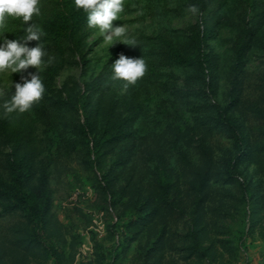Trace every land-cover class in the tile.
<instances>
[{"label":"rangeland","instance_id":"obj_1","mask_svg":"<svg viewBox=\"0 0 264 264\" xmlns=\"http://www.w3.org/2000/svg\"><path fill=\"white\" fill-rule=\"evenodd\" d=\"M124 3V12L113 24L125 25L138 44L116 41L108 47L98 28H90L89 64L74 57L72 66L56 74L50 93L94 104L98 95L89 96L88 83L106 66L111 69L121 53L143 56L152 65L128 88L137 91L138 107L107 102L126 91L123 81L116 80V89L91 114L96 140L108 122L130 114L135 115L127 124L132 135L96 170L85 151L75 148L82 133L67 122L64 112L56 110L50 117L36 103L29 112L9 114L6 136L0 133V175H12L14 158L28 170L25 186L39 193L45 211L35 232L26 211L7 212L8 200L0 198V264H264V0H213L209 11L217 24L205 45L206 67L178 64L157 45L156 36L167 35L183 55L191 56L192 31L202 29L200 21L207 12L194 15L181 0ZM40 5L41 15L33 17L39 22L51 14L49 0H40ZM21 24L10 21V28L22 30V36ZM242 35L248 39L246 56L234 70L235 44ZM46 67L41 70L43 80ZM152 67L154 75H149ZM28 72L38 69L29 66L22 74L0 78V92L4 83L21 81ZM219 107H226L239 125L243 150L219 119ZM6 117L0 114V120ZM56 119L63 126L66 155L61 157L57 141L47 145L44 140ZM29 129L32 134L25 139ZM132 144L135 149L124 160L113 161ZM162 157L170 161L168 172L171 169L175 178L172 206L159 194ZM231 160L240 177L229 175ZM239 180L247 182L249 194Z\"/></svg>","mask_w":264,"mask_h":264},{"label":"trees","instance_id":"obj_2","mask_svg":"<svg viewBox=\"0 0 264 264\" xmlns=\"http://www.w3.org/2000/svg\"><path fill=\"white\" fill-rule=\"evenodd\" d=\"M184 3L195 4L204 14L202 20L200 21V26L196 27L192 31V39L194 41L193 54L190 56H185L182 54L180 49H178L170 40L167 35L160 34L156 36L158 39L157 45L164 46L165 54L170 58L178 62V64H194L201 65L203 67L207 66L209 60V54L205 50V45L208 40V37L215 30L216 27V16L211 14V3L213 0H181ZM252 3L253 0H248ZM48 5V4H47ZM49 5H51V14H44L42 21H37L41 23L45 29L46 35L43 37L45 40L46 48L49 55L54 56L55 59L51 64H47L44 71V85L45 93L37 103V108L44 112H48L50 117L52 112L59 110L64 112L67 116V122L74 123V126L82 133V138L80 142L76 144L75 148H82L85 151V159L89 162L90 166L93 169L101 170L103 163L107 161L108 155L112 153L115 146L120 145L124 140L131 137L132 132L129 130L128 123L132 121L135 115L130 114L126 119L119 122L112 121L108 122L103 130L101 136L96 140L92 137V131L94 129V118L92 113L100 106V102L108 93H112L115 88L114 82L116 80L111 79L112 70L109 66H106L103 71L94 78L92 83L87 84V89L89 91V96L97 93V100L89 102V100H82L80 97H56L52 95L51 89L55 76L60 70L72 66L74 63L73 58L78 57L79 62L82 65L89 64L88 53L92 50V46L89 44V31L90 27L87 24L86 16L87 14L82 9H77L74 6V0H49ZM48 8H46L47 10ZM32 21H30L31 23ZM14 31L4 33L10 39H18L21 37L22 30L12 29ZM34 44L38 41H33ZM248 45V39L242 35L238 38L235 44V64L234 70L240 68L241 64L245 60L246 56V47ZM47 60V57H45ZM152 62V61H151ZM148 65H152V63ZM154 68L150 69L149 75H154ZM26 72V70L24 71ZM24 72H21L24 73ZM149 77V76H148ZM146 77V79L148 78ZM151 78V77H150ZM122 81L120 82V84ZM143 87L146 84H142ZM135 89H128L123 92L119 98L116 96L112 99H108L109 103H124L129 105L131 108L138 107V95ZM91 106L89 113L87 114V109ZM220 111L218 114L219 119L226 125H228L233 133V137L240 150L244 148L243 136L240 133L239 125L237 122H234L228 115L226 107H219ZM12 115H8L6 118L0 120V133L3 136H6V130L10 125ZM65 119V118H64ZM66 120V119H65ZM67 125V124H66ZM63 126L61 125V120L56 119L50 124L48 133L49 137L44 135V140L48 144H55L57 141L58 156H65L66 150H63L65 143L61 140ZM32 134V130L29 129L25 132V139L27 136ZM21 138V137H20ZM59 139V140H58ZM135 138L133 137V140ZM20 147L25 145L23 138L20 140ZM51 148V147H50ZM135 149L132 144L130 147H127L122 154H116L113 161L124 160L123 157L132 152ZM61 150V151H60ZM15 153L9 154V156H14ZM55 156L48 154L47 158L52 160ZM49 160V163H50ZM53 161V160H52ZM163 169L157 177V184L159 188V194L161 201L167 206L174 205V185L175 178L170 169L168 172L169 162L165 157L159 158ZM168 163V164H167ZM12 165V175L10 177H5L0 175V198H5L8 200L4 204V210L7 212H12L16 209H21L27 212L30 224H33L34 231L37 232L41 227V219L44 214V204L42 202V197L39 193L35 191H30L25 183L28 180L29 172L28 170L22 168L21 164L18 163L14 158L11 161ZM170 165V164H169ZM234 160H231L228 164V173L230 176L238 175L240 177V172L236 170ZM44 178H47V174L42 173ZM102 180L105 183L107 181V176L104 174ZM241 181V180H239ZM242 182V183H241ZM243 184L244 192L250 193V187L246 181H241ZM205 184L204 178L200 179V185ZM263 196H264V190ZM44 196L47 195L46 192L43 193ZM40 226V227H39ZM199 244L194 242L193 248L197 250Z\"/></svg>","mask_w":264,"mask_h":264},{"label":"clouds","instance_id":"obj_3","mask_svg":"<svg viewBox=\"0 0 264 264\" xmlns=\"http://www.w3.org/2000/svg\"><path fill=\"white\" fill-rule=\"evenodd\" d=\"M74 6L87 14L88 26L98 28L108 47L116 41L131 46L138 44L129 36V30L125 25L113 24L114 20L120 19L125 10L124 0H74ZM188 7L194 15L199 12L195 4ZM40 15V0H0V78L24 72L29 66L38 69V72L23 75L22 82L14 83L11 79L10 82L4 83L3 92H0V114L4 116L31 111L46 91L41 70L45 65L51 64L55 57L49 55L45 46L44 27L33 19L34 16ZM15 20L22 21L20 29H23V35L18 39H10L4 33L14 31L10 28V21ZM28 21L32 22L27 23ZM34 40L38 43L31 46L30 42ZM110 66L111 79L123 81L124 90L135 85L145 75L148 67L143 56L130 57L124 53L119 54ZM13 83L14 91L11 90Z\"/></svg>","mask_w":264,"mask_h":264}]
</instances>
